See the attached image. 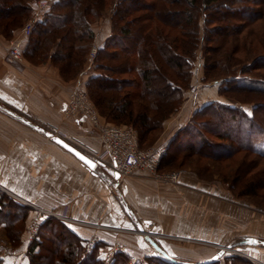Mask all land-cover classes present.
I'll return each mask as SVG.
<instances>
[{
  "label": "trees",
  "instance_id": "obj_1",
  "mask_svg": "<svg viewBox=\"0 0 264 264\" xmlns=\"http://www.w3.org/2000/svg\"><path fill=\"white\" fill-rule=\"evenodd\" d=\"M31 14L29 0H0V32L11 36ZM106 16L111 32L82 86L99 113L132 125L141 147L154 144L164 121L185 102L201 59L198 81L215 83L226 100L194 110L167 142L161 167H183L196 156L233 163L222 179L235 196H252L264 208V150L256 144L264 140V0H56L35 23L23 56L50 61L64 79H75L94 42L92 24ZM7 195L6 205L22 208L26 217L23 230H9L17 244L29 207ZM28 256L29 264H105L97 247L85 255L81 238L55 217L41 224ZM129 259L119 251L113 264ZM144 260L137 264H180L158 255ZM224 263L256 264L240 255H226Z\"/></svg>",
  "mask_w": 264,
  "mask_h": 264
},
{
  "label": "crops",
  "instance_id": "obj_2",
  "mask_svg": "<svg viewBox=\"0 0 264 264\" xmlns=\"http://www.w3.org/2000/svg\"><path fill=\"white\" fill-rule=\"evenodd\" d=\"M37 2L29 0L32 13ZM92 27L94 42L100 47L111 32L109 17ZM11 39L23 52L28 36L22 26L11 36L0 32L1 185L19 198L65 212L69 220L58 219L81 238L85 255L97 247L102 256L110 244L121 241L140 258L169 255L196 262L220 251H212V247L228 244L241 246L246 258L264 264V211L237 201L217 180L203 179L192 169L184 168L174 184L141 172L132 173L119 183L109 161L97 160L95 167H89L55 141L54 135L61 136L91 158L100 150L101 142L92 124L82 115L67 117L63 113L66 92L75 82L84 87L94 74V67L66 80L50 61L32 63L24 58L20 62L9 56ZM212 99L225 100L219 95L208 100L199 95L194 107L184 102L164 121L155 145L167 144L180 129L179 124L186 125L194 110ZM3 192L0 190V262L29 264L25 231L17 244L9 234L14 227L23 230L26 217L21 218L22 208L6 205ZM32 213L29 207L28 221ZM93 224L130 231L97 229ZM94 234L100 240L90 244ZM177 236L183 238L179 244L170 240L178 239ZM209 242L211 247L198 246ZM199 247H203L197 251L202 256L196 257ZM188 255L192 257L187 258Z\"/></svg>",
  "mask_w": 264,
  "mask_h": 264
},
{
  "label": "built area",
  "instance_id": "obj_3",
  "mask_svg": "<svg viewBox=\"0 0 264 264\" xmlns=\"http://www.w3.org/2000/svg\"><path fill=\"white\" fill-rule=\"evenodd\" d=\"M52 0H38L37 8L32 13L24 25L22 26L23 33L30 35L35 23L40 20L48 8L52 4ZM99 45L93 42L88 55V66L90 68L94 65V61L97 55ZM7 53L12 58L23 62L24 56L22 51L16 45L14 39L10 40V46L7 48ZM209 84V83H208ZM201 89V82H194L187 91L186 104L195 106L197 98ZM63 113L67 117H75L78 115L84 116L94 127L95 131L101 142V148L94 154V160H107L115 171L119 173V183L122 182L128 175L144 171L150 175L166 180L171 183H177L179 178V170H173L169 172H160V161L163 155L167 151L166 144H160L153 146L149 149H141L138 144V137L136 131L132 127L117 126L103 122L91 101L85 88L81 86L79 82H75L73 86L66 92V102L63 107ZM182 123L179 127H183ZM56 133V132H55ZM0 190L5 191L21 203L29 206L33 213L27 223L26 243L29 246L39 235L41 224L50 217H56L63 220H69V217L65 212L58 213L55 210L42 207L34 202L19 198L15 194L9 192L3 185L0 184ZM93 227L97 229H114L121 231H130L123 228H111L102 224H93ZM136 232V230H131ZM175 237V236H171ZM178 239H183L177 236ZM100 240L97 234H94L90 238V244L96 243ZM219 249L223 252L227 247L219 246ZM119 251L125 252L130 255V263L137 261V256L133 254L132 248L121 241H116L110 244L105 251L106 262L111 261L115 254ZM13 252V250H10ZM2 253L0 252V257Z\"/></svg>",
  "mask_w": 264,
  "mask_h": 264
},
{
  "label": "rangeland",
  "instance_id": "obj_4",
  "mask_svg": "<svg viewBox=\"0 0 264 264\" xmlns=\"http://www.w3.org/2000/svg\"><path fill=\"white\" fill-rule=\"evenodd\" d=\"M32 15V14H31ZM31 15L29 16V17H31ZM29 17H27V19L29 18ZM26 19V20H27ZM26 20H25V22H26ZM24 22V23H25ZM24 23H23V25H24ZM22 25V26H23ZM93 45V44H92ZM91 45V46H92ZM91 49V48H90ZM89 52H90V50H89ZM89 52H88V54H87V58H86V64H85V67H84V69L85 68H87V66H88V55H89ZM93 67V66H92ZM202 76V60L200 59V60H198V62H197V64H196V66H195V73H194V77H195V81L196 82H198V79H199V77H201ZM209 83H211V82H209ZM216 84L215 83H211V84H204L203 82H201V88L202 89H200V92L201 93H199V95H200V97H202L203 96V98H207V100L208 99H211L212 97L213 98H216L218 95L216 94L217 93V90H216ZM202 94V95H201ZM215 96V97H214ZM91 98V97H90ZM226 100V99H225ZM91 101L93 102V100L91 99ZM229 101V100H228ZM227 102V101H226ZM94 103V102H93ZM197 103H199V102H197ZM199 105V104H198ZM94 106H95V104H94ZM95 108L97 109V107L95 106ZM97 111H98V109H97ZM98 113H99V111H98ZM176 113V112H175ZM100 114V113H99ZM100 117H101V119L103 120V122H105V123H109V124H114V125H117V126H123V127H132L133 128V126L132 125H130V124H123V123H115V122H109V121H107L101 114H100ZM134 129V128H133ZM135 130V129H134ZM161 134V133H160ZM160 136V135H159ZM137 137H138V135H137ZM159 139V137L157 138V140ZM157 142V141H156ZM156 142L154 143V144H152V145H150V146H146V147H141L140 146V143H139V138H138V144H139V148H141V149H149V148H151V147H153V146H156L155 144H156ZM257 145H258V147L260 148V149H262V150H264V140H261V141H258L257 143H256ZM232 165H233V163H232ZM232 165H226L225 163H218L217 161H211V160H209V159H206V158H198L197 156H196V159H189L188 161H187V163L183 166V167H177V165L175 166V165H172V166H162L161 167V164H160V169H159V171L160 172H169V171H173V170H179L180 171V169H184V168H190V169H192L199 177H201V178H203V179H206V180H217L222 186H224L226 189H228V191L231 193V195L232 196H234V198L237 200V201H239V202H241V203H244V204H246V205H249L250 207H252V208H259V209H262L263 211H264V208L263 207H260L259 205H257V201L255 202V198L254 197H252V196H242V197H238V196H235L234 194H233V192L229 189V186H230V184H229V182H225L222 178H223V175L224 174H227L229 171H230V169H231V166ZM139 172H141V173H143V174H145V175H147V176H149V177H151V178H154V179H158V180H160V181H163V182H166V183H170V184H174V183H171V182H168V181H166V180H163V179H159V178H156V177H154V176H152V175H150L149 173H147V172H144V171H139ZM135 173V172H134ZM257 198V197H256ZM258 199V198H257ZM259 202V201H258ZM56 218V217H55ZM28 223V222H27ZM26 232H27V224H26V228H25V235H26ZM170 236V235H169ZM171 237V236H170ZM173 238V237H172ZM170 240H172L173 242H176V244H177V242H178V244H179V242H181L182 240H180V239H170ZM186 243H189V242H186ZM191 243H193V242H191ZM194 244H196V243H194ZM211 244H212V242H209L208 244H199L198 246H208V247H211ZM219 246L220 245H217L216 247L214 246V247H212L211 249H212V251H214V250H216V249H218L219 248ZM221 246H225V247H227V249L226 250H223V252H225V253H223L222 252V254H224V256H226V255H240V256H242V257H245V256H247V254H245L246 252H244V250L245 249H243L241 246H233V245H228V244H223V245H221ZM200 249V250H199ZM201 249H203V247L201 248V247H199L198 248V250H196V252L198 251V252H200L201 251ZM220 250V249H219ZM105 251H106V249L104 250V252L102 253V257H103V259H104V263L105 264H113V262H114V260H115V258H116V254H115V256H114V258L111 260V261H109V262H106V258H105ZM211 251V252H212ZM84 252H85V250H84ZM196 252H193L194 254L196 253ZM197 252V255H195L196 257H201L202 255L200 254V253H198ZM191 255H188V256H186L187 258L188 257H190ZM204 256V255H203ZM224 256H223V258L221 259V264H225L224 263ZM164 258H166V259H168V260H172V258H174V257H171V256H163ZM192 257V256H191ZM138 259H137V261L136 262H134V263H130V259H129V264H137V263H141V262H144L145 263V260H144V258L145 257H142V258H140V257H137ZM181 258H184V257H181ZM175 260H177V259H175ZM181 261V260H180Z\"/></svg>",
  "mask_w": 264,
  "mask_h": 264
},
{
  "label": "water",
  "instance_id": "obj_5",
  "mask_svg": "<svg viewBox=\"0 0 264 264\" xmlns=\"http://www.w3.org/2000/svg\"><path fill=\"white\" fill-rule=\"evenodd\" d=\"M53 138L59 144H61L62 146H64L68 150H70L72 153H74L79 159H81L89 167H92L93 168L98 163L97 160H94L93 158H91L88 154H86L85 152H83L82 150H80L77 146H75L74 144L70 143L69 141H67L63 137L58 136V135H54ZM88 161H90L91 163H88ZM115 176L117 178L119 177V173L117 171L115 173ZM138 226L142 230V226L140 224H138ZM152 242L153 243H157L154 239H152ZM221 256H222V251L220 250L217 253H215L213 256L208 257V258H206L204 260H201V261H196V262L195 261H187V260L177 261L174 258H172V260L174 262H178L180 264H201V263H206V262H209V261H212V260H216V259L220 258Z\"/></svg>",
  "mask_w": 264,
  "mask_h": 264
},
{
  "label": "snow or ice",
  "instance_id": "obj_6",
  "mask_svg": "<svg viewBox=\"0 0 264 264\" xmlns=\"http://www.w3.org/2000/svg\"><path fill=\"white\" fill-rule=\"evenodd\" d=\"M62 143V142H61ZM88 163H91L90 161H88ZM94 166V165H93Z\"/></svg>",
  "mask_w": 264,
  "mask_h": 264
}]
</instances>
